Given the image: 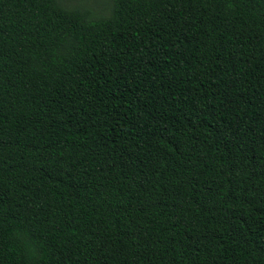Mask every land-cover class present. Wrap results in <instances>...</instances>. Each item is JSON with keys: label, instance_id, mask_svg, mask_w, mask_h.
<instances>
[{"label": "trees", "instance_id": "obj_1", "mask_svg": "<svg viewBox=\"0 0 264 264\" xmlns=\"http://www.w3.org/2000/svg\"><path fill=\"white\" fill-rule=\"evenodd\" d=\"M0 0V264H264V0Z\"/></svg>", "mask_w": 264, "mask_h": 264}, {"label": "rangeland", "instance_id": "obj_2", "mask_svg": "<svg viewBox=\"0 0 264 264\" xmlns=\"http://www.w3.org/2000/svg\"><path fill=\"white\" fill-rule=\"evenodd\" d=\"M65 2L68 5H81V3L87 4L88 7L94 8L97 12H102V10L108 11V8L105 9V5H108L109 0H65Z\"/></svg>", "mask_w": 264, "mask_h": 264}]
</instances>
